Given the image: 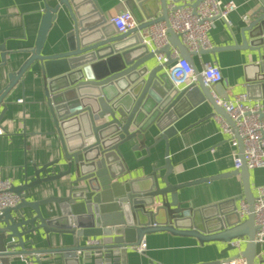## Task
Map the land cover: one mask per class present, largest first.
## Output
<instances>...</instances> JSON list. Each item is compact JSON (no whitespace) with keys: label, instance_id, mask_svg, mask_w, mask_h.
Here are the masks:
<instances>
[{"label":"water","instance_id":"obj_1","mask_svg":"<svg viewBox=\"0 0 264 264\" xmlns=\"http://www.w3.org/2000/svg\"><path fill=\"white\" fill-rule=\"evenodd\" d=\"M169 1L179 5L183 0H126L138 24L126 33H119L114 22L107 20L97 0H59L55 6L45 3L30 56L17 73L10 75V83L0 92V121L8 108L5 98L9 92L18 83H24L36 63L41 64L46 81L45 99L63 155L33 165V178H29L30 171L26 169L25 181L12 184L11 190L20 200L0 213L1 264L22 259L41 264L40 255L45 253L60 255L62 264H130L133 251L145 236L161 231L193 236L201 244L224 242L226 247L221 253L236 251L238 247L231 242L247 238L245 248L224 262L242 255L247 264H254L256 255L261 254L262 243L255 242V199L239 136L241 167L214 178L242 175L244 197L250 205L246 218L241 217L237 207L242 196L193 209L183 207L178 197L179 191L190 183L171 182L175 166L169 140L178 133L174 124L187 112L209 102L216 113L204 118L219 114L237 129L217 102V97H230L224 79L207 85L192 53L172 28L168 30L170 43L163 48L153 51L143 42L147 28L168 20ZM186 1L197 7L201 0ZM61 7L68 10L74 28L66 36L65 50L46 54L44 45ZM248 22L241 29V43L216 46L201 53L234 48L249 51L257 59L245 66L247 92L253 95L256 87H264V2ZM172 46L190 61L194 82L181 87L174 84L170 77V67L176 61L171 56ZM0 51L4 58L5 45H0ZM163 53L167 61L161 63L157 54ZM151 126L158 131V137L147 146ZM133 139L138 142L130 150L138 159L143 157V148L148 156L152 147L165 141L164 164L155 167L146 181L131 178L132 170L124 163L120 148ZM162 169L165 174L160 178L158 170ZM50 183L52 189L64 193L43 199H32L28 194ZM50 234L61 241L64 235H70L72 242L34 247L44 237L51 242ZM143 264L159 263L151 259Z\"/></svg>","mask_w":264,"mask_h":264},{"label":"crops","instance_id":"obj_2","mask_svg":"<svg viewBox=\"0 0 264 264\" xmlns=\"http://www.w3.org/2000/svg\"><path fill=\"white\" fill-rule=\"evenodd\" d=\"M59 0H0V45H5L6 54L0 51V92L10 83V75L17 73L22 63L30 56L34 47L39 25L44 13L45 3L55 6ZM229 1V0H223ZM238 8L229 13L228 21L215 19L214 27L209 33L212 49L216 46L234 45L241 43V29L247 25L255 11L263 6L264 0H234ZM104 15L109 20L116 13L125 10L126 0H97ZM172 1H169L171 3ZM183 0L179 4L186 3ZM156 8L153 7V10ZM161 15V11L157 12ZM73 21L66 8L61 7L56 21L48 33L44 53L54 54L66 49V36L73 30ZM149 27L145 30L147 39ZM114 30V27L111 26ZM176 48L172 46V52ZM192 59L198 70H202L203 62L217 63L222 69L224 82L227 84L229 99L245 93L247 103L261 102L264 104V87H256L253 95L247 92L248 82L245 66L250 61H257L249 51L234 48L214 52L192 53ZM24 83H18L5 98L8 108L1 117L0 129V171L4 179H9L15 185L21 184L26 178V169L33 178L32 166L42 165L59 159L63 152L53 118L45 99L46 81L44 80L41 64H35L24 78ZM3 107H0V112ZM216 113L209 102L187 112L175 124L177 134L170 137L169 148L175 172L172 175L173 184L190 183L179 191V201L183 207L202 209L205 206L220 203L227 199L242 196L237 201L238 211L241 209L244 197L242 175L214 178L220 173L234 172L233 152L230 135L221 127ZM146 145L154 143L158 131L151 126L148 130ZM136 139L122 146L126 167L132 170L130 177L146 181L155 167H161L165 160V141L152 147V154L147 156L143 148V157L138 159L130 150L136 144ZM165 170H158L162 178ZM134 179V180H135ZM249 180L254 198L260 187L264 186V167L249 168ZM142 183V182H141ZM53 184H43L28 191L32 199H43L52 195H61L64 191H55ZM248 202V201H247ZM61 241L57 235L50 234L51 242L44 239L37 241L34 247H57L72 242L70 235H64ZM247 238L242 241L236 251L222 252L226 247L224 242H205L201 244L196 237L183 236L171 232H153L145 236L146 250L135 249L130 264H143L153 260L159 264H199L208 261H227L229 257L244 249ZM41 264H62L60 255L45 253L40 255ZM264 264V242L261 254H257L256 263ZM1 264V263H0ZM12 264H36L13 261Z\"/></svg>","mask_w":264,"mask_h":264},{"label":"built area","instance_id":"obj_3","mask_svg":"<svg viewBox=\"0 0 264 264\" xmlns=\"http://www.w3.org/2000/svg\"><path fill=\"white\" fill-rule=\"evenodd\" d=\"M169 17L167 21H162L151 26L149 31L150 39L145 38L144 43H148L153 51L163 48L169 44V28L179 36L181 42L185 44L191 53L201 54V50L212 49L209 33L214 27L215 19L228 21L229 13L238 8L234 0H201L197 7L192 2L183 4L168 3ZM114 22L119 33H126L128 30L137 27V22L133 12L126 8L110 18ZM148 29V28H147ZM175 63L170 67V77L177 87L183 84L194 82L196 77L193 73L190 61L180 56L176 48L171 51ZM157 60L163 63L167 61L165 54H157ZM201 76L207 85L212 86L224 79L222 69L219 64L210 61L203 62ZM248 96L241 93L232 99L217 97V102L231 116L235 123V129L221 115H216L221 123L222 129L230 135V144L234 148L233 159L237 168L241 167V157L239 149V139H242L244 146V158L250 169L264 167V104L257 101L253 104L247 103ZM2 130L0 129V135ZM12 182L4 179L0 171V213L9 206H14L20 200L19 196L11 190ZM253 214L257 227L255 242H264V186L260 187L258 194L254 198ZM241 217L246 218L250 213V205L243 200L239 210ZM246 238L233 240V246L239 247ZM139 251L146 250V243L142 242L136 247ZM223 264V263H222ZM224 264H247L246 257L232 259ZM256 264H260L259 262Z\"/></svg>","mask_w":264,"mask_h":264}]
</instances>
